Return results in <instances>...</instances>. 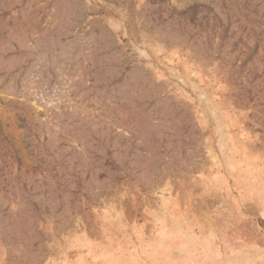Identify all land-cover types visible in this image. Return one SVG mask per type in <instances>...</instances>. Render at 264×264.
<instances>
[{
	"label": "rangeland",
	"instance_id": "rangeland-1",
	"mask_svg": "<svg viewBox=\"0 0 264 264\" xmlns=\"http://www.w3.org/2000/svg\"><path fill=\"white\" fill-rule=\"evenodd\" d=\"M0 264H264V0H0Z\"/></svg>",
	"mask_w": 264,
	"mask_h": 264
},
{
	"label": "trees",
	"instance_id": "trees-1",
	"mask_svg": "<svg viewBox=\"0 0 264 264\" xmlns=\"http://www.w3.org/2000/svg\"><path fill=\"white\" fill-rule=\"evenodd\" d=\"M201 8H202L201 6L195 5L194 7L190 8V9H188L186 11L182 10L181 12H177L176 8H174V9L169 8V16H168V18L166 20L167 21L175 20L178 24L181 25V27H183L185 25V22L187 21V19L189 20V17L187 16L189 14V12L193 11L195 13V18H198V14L203 12V11L199 10ZM209 11H213V9L209 8ZM174 13H178V14L175 16ZM205 17H202L200 19L203 20ZM195 18L192 17V19L189 20L193 25L196 24V23L193 22V20L196 21ZM200 19H198V20H200ZM214 19L218 20L219 17L218 16H214Z\"/></svg>",
	"mask_w": 264,
	"mask_h": 264
}]
</instances>
